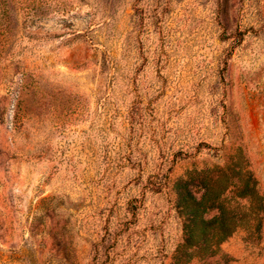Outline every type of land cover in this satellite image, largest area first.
I'll list each match as a JSON object with an SVG mask.
<instances>
[{"label": "rangeland", "instance_id": "obj_1", "mask_svg": "<svg viewBox=\"0 0 264 264\" xmlns=\"http://www.w3.org/2000/svg\"><path fill=\"white\" fill-rule=\"evenodd\" d=\"M0 264H264V0H0Z\"/></svg>", "mask_w": 264, "mask_h": 264}, {"label": "trees", "instance_id": "obj_2", "mask_svg": "<svg viewBox=\"0 0 264 264\" xmlns=\"http://www.w3.org/2000/svg\"><path fill=\"white\" fill-rule=\"evenodd\" d=\"M168 178V177H166ZM166 187V185L161 181V182H155V183H151V187L150 190L151 192H153L154 194L157 193H161L163 191V189ZM139 202L136 201L135 203H130L129 207H128V211L130 213H133V215L138 214V212L141 209V204H138ZM221 210L224 212V208L221 207ZM214 211L216 212V208L214 209ZM227 237H230V234H226V236H223L220 241H224Z\"/></svg>", "mask_w": 264, "mask_h": 264}]
</instances>
